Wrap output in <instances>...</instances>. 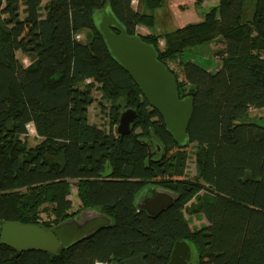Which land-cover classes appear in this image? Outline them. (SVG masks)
Returning <instances> with one entry per match:
<instances>
[{
	"label": "trees",
	"instance_id": "trees-1",
	"mask_svg": "<svg viewBox=\"0 0 264 264\" xmlns=\"http://www.w3.org/2000/svg\"><path fill=\"white\" fill-rule=\"evenodd\" d=\"M133 1L0 0V222L51 229L85 210L112 219L57 255L0 242V264H114L140 255L147 264H168L177 241L196 247V264H264V126L244 121L251 108L264 109V0H220L200 22L140 34L176 77L180 98L194 97L186 147L166 131L96 30L94 12L108 5L130 35L153 25L162 0H141L142 9ZM85 30L93 33L87 43L77 38ZM212 39L221 46L217 72L185 59L189 48ZM97 83L111 105L108 130L89 120ZM126 108L138 118L121 136ZM28 124L40 139L34 147ZM190 147L199 170L194 179L187 177ZM71 181L82 203L74 214ZM157 189L176 200L152 214L139 200ZM185 209L207 224L193 228Z\"/></svg>",
	"mask_w": 264,
	"mask_h": 264
},
{
	"label": "water",
	"instance_id": "water-1",
	"mask_svg": "<svg viewBox=\"0 0 264 264\" xmlns=\"http://www.w3.org/2000/svg\"><path fill=\"white\" fill-rule=\"evenodd\" d=\"M93 18L111 58L131 76L150 106L159 112L166 131L177 145L188 146L194 97L189 95L180 98L177 79L159 60L156 47L145 42L140 34H128L125 25L117 18L110 5L96 10ZM137 118L136 109H124L120 114L117 133L121 136L132 133L133 123ZM159 191H163L164 195L158 199L160 202H157L155 209L147 210L152 214L170 207L176 200L173 194L162 189L156 190L154 195H158ZM111 224L112 219L97 210H85L51 229L36 224L6 221L0 222V242L20 252L38 250L57 255L61 250L76 245ZM191 259V245L187 241H177L168 264H189ZM114 264L147 263L144 255H140Z\"/></svg>",
	"mask_w": 264,
	"mask_h": 264
},
{
	"label": "rangeland",
	"instance_id": "rangeland-1",
	"mask_svg": "<svg viewBox=\"0 0 264 264\" xmlns=\"http://www.w3.org/2000/svg\"><path fill=\"white\" fill-rule=\"evenodd\" d=\"M92 32L89 30H85L84 32L78 34L77 36L79 40L83 43H87L92 39ZM164 45L161 43V47ZM221 49V46L217 43L216 39H212L204 44L197 45L189 48L185 53V59L192 60L195 63L199 64L203 68L207 69L211 72H217L222 66V60L216 57V52ZM19 58L24 62V64H29V60L24 57L20 52L18 53ZM171 67L179 76L180 68L178 62L171 63ZM85 87V85H83ZM91 95L93 98V103L90 105L88 109L89 120L91 123L96 124L100 128H104L106 130L109 129V117H110V102L105 100L102 97V92L99 89V84H95V86L91 89ZM245 122H255L261 126H264V109H258L254 112H251L247 117H245ZM28 144L32 147L36 146L40 139L35 135H28ZM190 155L188 159L187 165V177L190 179H194L199 176L197 158L195 155V147H190ZM70 194L67 196V199L71 201V208L69 210V214H74L75 212L82 210V203L80 198L78 197V188L76 187V182L71 181L70 186ZM150 194L143 195L142 198L149 197ZM196 198L191 200L186 206H191L196 203ZM142 201V199H140ZM139 201V202H140ZM145 202V200H144ZM186 219L189 221L190 225L193 228H198L204 225L206 222L204 216L202 214H191L186 209L184 211ZM41 217L45 220L49 218L45 213L41 215ZM52 218L48 219L51 220ZM191 245V264H196L197 262V250L196 247ZM103 264V263H102Z\"/></svg>",
	"mask_w": 264,
	"mask_h": 264
},
{
	"label": "crops",
	"instance_id": "crops-1",
	"mask_svg": "<svg viewBox=\"0 0 264 264\" xmlns=\"http://www.w3.org/2000/svg\"><path fill=\"white\" fill-rule=\"evenodd\" d=\"M219 2L220 0H162L161 6L153 10V25L150 27L138 26V33L141 35H160L183 28L188 24L200 22L206 13L218 6ZM133 6L135 9L144 7L141 0H134ZM161 43L164 45L163 39L160 40V45ZM254 111L256 110L253 109L252 112ZM149 194L150 197L141 198V206L144 200L151 199L155 192Z\"/></svg>",
	"mask_w": 264,
	"mask_h": 264
},
{
	"label": "flooded vegetation",
	"instance_id": "flooded-vegetation-1",
	"mask_svg": "<svg viewBox=\"0 0 264 264\" xmlns=\"http://www.w3.org/2000/svg\"><path fill=\"white\" fill-rule=\"evenodd\" d=\"M145 194H148V193L147 192L146 193H143L141 195V197H143V195H145ZM163 195H164V192L163 191L162 192L159 191L158 195L156 194L151 199L148 198L147 200H145V202L142 204V206L144 207L145 210H149V209H153V208L155 209V206L158 205L157 202H160L158 199H161ZM148 196L150 197V195H148Z\"/></svg>",
	"mask_w": 264,
	"mask_h": 264
},
{
	"label": "built area",
	"instance_id": "built-area-1",
	"mask_svg": "<svg viewBox=\"0 0 264 264\" xmlns=\"http://www.w3.org/2000/svg\"><path fill=\"white\" fill-rule=\"evenodd\" d=\"M79 36H77V38H78ZM253 111V109L251 108L250 109V112H252ZM27 131H28V135H35V136H37V133H36V130H35V127L33 126V124H28L27 125ZM98 264H100V263H98Z\"/></svg>",
	"mask_w": 264,
	"mask_h": 264
}]
</instances>
